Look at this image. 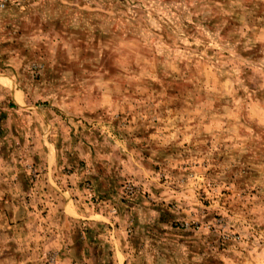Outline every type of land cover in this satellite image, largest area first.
<instances>
[{
  "label": "rangeland",
  "instance_id": "1",
  "mask_svg": "<svg viewBox=\"0 0 264 264\" xmlns=\"http://www.w3.org/2000/svg\"><path fill=\"white\" fill-rule=\"evenodd\" d=\"M0 264H264V0H0Z\"/></svg>",
  "mask_w": 264,
  "mask_h": 264
}]
</instances>
